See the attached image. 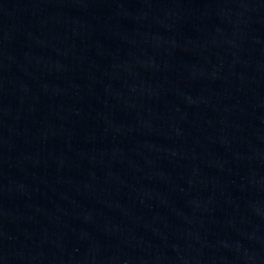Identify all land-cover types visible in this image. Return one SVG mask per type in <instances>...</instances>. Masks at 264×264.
Instances as JSON below:
<instances>
[{"label":"water","instance_id":"water-1","mask_svg":"<svg viewBox=\"0 0 264 264\" xmlns=\"http://www.w3.org/2000/svg\"><path fill=\"white\" fill-rule=\"evenodd\" d=\"M0 264H264V0H0Z\"/></svg>","mask_w":264,"mask_h":264}]
</instances>
